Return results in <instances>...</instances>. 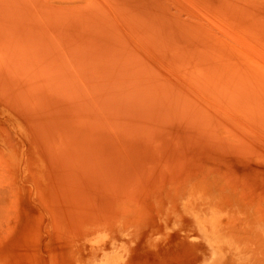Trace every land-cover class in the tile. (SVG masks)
<instances>
[{
    "label": "bare ground",
    "instance_id": "obj_1",
    "mask_svg": "<svg viewBox=\"0 0 264 264\" xmlns=\"http://www.w3.org/2000/svg\"><path fill=\"white\" fill-rule=\"evenodd\" d=\"M15 251L264 264V0H0Z\"/></svg>",
    "mask_w": 264,
    "mask_h": 264
},
{
    "label": "rangeland",
    "instance_id": "obj_2",
    "mask_svg": "<svg viewBox=\"0 0 264 264\" xmlns=\"http://www.w3.org/2000/svg\"><path fill=\"white\" fill-rule=\"evenodd\" d=\"M24 252L25 255L21 254ZM83 252L84 251H15V255L17 258L16 264H78L80 260L82 264L86 257L85 255V257L83 258ZM168 252L170 254L173 253V251ZM179 252L180 251H175V253ZM154 253L156 254V252L152 251H142L141 254H143L142 256L144 257H142L138 264H153V260L155 258ZM187 254H191V258H193V255L196 254V258L198 257L196 261H199V259H201L200 251V256L198 255V251H187ZM75 256L76 259L74 261Z\"/></svg>",
    "mask_w": 264,
    "mask_h": 264
},
{
    "label": "crops",
    "instance_id": "obj_3",
    "mask_svg": "<svg viewBox=\"0 0 264 264\" xmlns=\"http://www.w3.org/2000/svg\"><path fill=\"white\" fill-rule=\"evenodd\" d=\"M201 252V257H203V252H206V251H200ZM209 252V251H208ZM198 255H199V251H198ZM200 256V255H199Z\"/></svg>",
    "mask_w": 264,
    "mask_h": 264
}]
</instances>
